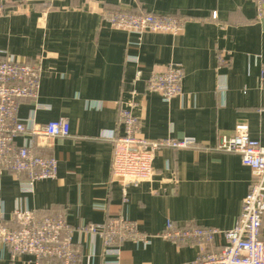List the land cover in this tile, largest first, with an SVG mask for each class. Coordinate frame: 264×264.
Wrapping results in <instances>:
<instances>
[{"label":"crops","instance_id":"obj_1","mask_svg":"<svg viewBox=\"0 0 264 264\" xmlns=\"http://www.w3.org/2000/svg\"><path fill=\"white\" fill-rule=\"evenodd\" d=\"M117 10L186 21L179 34L139 35L110 25L108 14ZM0 50L39 67L37 96L20 98L16 116L33 115L41 125L64 117L70 126L69 137L15 135V144L54 157L57 175L27 191L24 177L0 169V222L12 226L15 208L64 217L82 256L74 264L113 259L82 227L118 214L150 235L146 246L122 242L119 264H192L200 248L222 247L221 232L203 245L158 233L166 220L223 231L241 211L250 169L239 154L214 147L238 124L264 146V10L256 0H0ZM169 62L182 67L183 93L164 101L145 82ZM121 107L138 116L144 138H190L196 146L161 147L151 179L125 187L111 177L108 138L123 132ZM260 237L264 242V213ZM0 264L35 263L0 242Z\"/></svg>","mask_w":264,"mask_h":264},{"label":"built area","instance_id":"obj_2","mask_svg":"<svg viewBox=\"0 0 264 264\" xmlns=\"http://www.w3.org/2000/svg\"><path fill=\"white\" fill-rule=\"evenodd\" d=\"M256 6L262 14L264 0H256ZM215 16L212 13V17ZM108 21L115 29L140 35L144 31L179 34L186 20L179 14L117 10L108 14ZM227 62L224 58L220 59L223 65ZM181 80V65L169 62L163 70L146 80V90L169 101L182 95ZM38 88V65L19 61L0 50V169L12 173L17 179L24 177L26 181L22 185L29 188L27 191H31L32 183L36 180L56 177L57 160L35 152L32 145L15 144V135L70 136L69 122L64 117L41 125L33 115L24 119L16 116L17 101L23 97L36 98ZM119 116L122 134L108 136L113 147L111 177L125 187L151 179L154 155L161 147L196 146L190 138L179 141L144 138L139 118L131 108L121 107ZM214 149L239 154L242 164L250 169L249 190L243 198L234 226L221 231L216 227L177 226L171 220H166L158 236L172 242L194 239L203 245L221 232L224 238L222 247L217 250L200 248L192 264H264V242L260 237L264 213V146L249 136L246 124H238L232 136H220ZM123 200H127L125 192ZM11 218L13 225L10 227L0 222V242L9 248L12 256L28 255L35 264H53V261L74 264L81 261L78 246L71 237L73 227L64 217L51 214L39 217L33 210L15 208ZM82 231L102 240L105 254L113 256L105 264H119L117 256L120 244L125 240L142 246L150 242V235L140 230L137 222L122 214L102 223H88L82 227Z\"/></svg>","mask_w":264,"mask_h":264}]
</instances>
